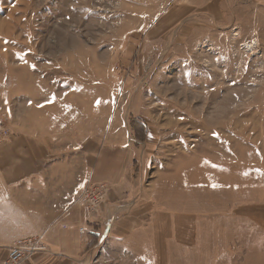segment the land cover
<instances>
[{
	"label": "rangeland",
	"instance_id": "rangeland-1",
	"mask_svg": "<svg viewBox=\"0 0 264 264\" xmlns=\"http://www.w3.org/2000/svg\"><path fill=\"white\" fill-rule=\"evenodd\" d=\"M222 1L0 0V151L140 155L143 223L78 264H264V0Z\"/></svg>",
	"mask_w": 264,
	"mask_h": 264
},
{
	"label": "crops",
	"instance_id": "crops-1",
	"mask_svg": "<svg viewBox=\"0 0 264 264\" xmlns=\"http://www.w3.org/2000/svg\"><path fill=\"white\" fill-rule=\"evenodd\" d=\"M186 1L198 7L207 2ZM210 1L215 2L213 15L221 18L223 1ZM96 141L86 140L78 153H58L45 140L26 136V153L1 149L0 264L16 241L29 238L38 239L46 249L30 253L21 264L45 263L47 251L55 253L52 264H69L66 258L78 264L94 258L99 244L111 239L113 231L143 223L142 208L147 210L148 205L143 204L135 176L140 155L127 140ZM87 184L108 188L95 212L79 202ZM109 225L111 232L106 234Z\"/></svg>",
	"mask_w": 264,
	"mask_h": 264
},
{
	"label": "built area",
	"instance_id": "built-area-1",
	"mask_svg": "<svg viewBox=\"0 0 264 264\" xmlns=\"http://www.w3.org/2000/svg\"><path fill=\"white\" fill-rule=\"evenodd\" d=\"M1 129L2 125L0 126V145L3 142L4 134ZM107 191V186L87 184L79 197V202L85 204L90 211L95 212L103 204ZM85 232V229L81 230L82 234ZM43 249V244L36 238L18 240L10 249L8 258L3 264H21L30 253L42 251Z\"/></svg>",
	"mask_w": 264,
	"mask_h": 264
},
{
	"label": "bare ground",
	"instance_id": "bare-ground-1",
	"mask_svg": "<svg viewBox=\"0 0 264 264\" xmlns=\"http://www.w3.org/2000/svg\"><path fill=\"white\" fill-rule=\"evenodd\" d=\"M256 47V46H255ZM254 49V48H253Z\"/></svg>",
	"mask_w": 264,
	"mask_h": 264
},
{
	"label": "snow or ice",
	"instance_id": "snow-or-ice-1",
	"mask_svg": "<svg viewBox=\"0 0 264 264\" xmlns=\"http://www.w3.org/2000/svg\"><path fill=\"white\" fill-rule=\"evenodd\" d=\"M34 67V66H33Z\"/></svg>",
	"mask_w": 264,
	"mask_h": 264
}]
</instances>
